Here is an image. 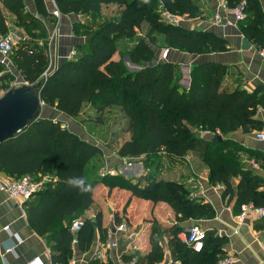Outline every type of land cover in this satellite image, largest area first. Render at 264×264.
<instances>
[{
	"label": "trees",
	"instance_id": "16d2710c",
	"mask_svg": "<svg viewBox=\"0 0 264 264\" xmlns=\"http://www.w3.org/2000/svg\"><path fill=\"white\" fill-rule=\"evenodd\" d=\"M239 1L224 0V4L230 8ZM32 2L42 19H54L43 0ZM0 4L14 16L13 25L25 32L13 43L10 53L13 69L23 83L31 84L43 78L39 89L42 105L70 118L77 116L85 103L95 111L117 105L127 118L130 135L118 146L117 157L135 159L149 154L148 157L155 158L165 151L180 158L186 151H196L206 166L208 182L222 186V199L233 196L231 180L237 178L234 213L246 203L264 209L263 180L244 166L240 154L244 153L248 159L252 157L262 170L264 157L228 137L235 130L249 132L262 126L255 117L257 109L264 107L260 86L246 89L236 85L226 90L222 81L228 65L220 62L191 65L187 86H181L178 83L181 73L172 61L166 59L130 72L119 59L112 58L117 52V41L131 38L141 23L147 24L145 35L152 44L160 34L166 46L182 52L226 51L227 40L208 30L161 21V10L187 18L201 17L202 10L195 0H54L58 15H92L105 4L120 8L116 16L100 23L72 22V34L83 37V41L76 43L72 55L53 68H48L47 34L41 19L26 11L21 0H0ZM242 15L236 23L240 34L249 43L262 47L263 11L259 0H244ZM7 31L0 10V35ZM135 48L127 54L132 63L139 64L142 56ZM1 67L0 64V90L4 91L10 87L8 80L12 76L2 72ZM205 131L208 133L204 134ZM212 135L221 138L213 140ZM100 154L97 145L79 138L61 122L44 117L0 142V172L9 178L28 175L40 182L38 189L23 202V208L31 229L43 236L54 264H68L72 239L69 224L80 219L89 207L92 186L97 182L107 187L114 224L122 221L128 205L134 210L143 198L149 207L157 202L169 205L176 221L213 216L210 203L192 197L184 183L163 180L155 173L137 178L114 173L88 179L84 167ZM158 161L159 157L157 166ZM73 179H82L89 190L73 186ZM256 222L264 223V218ZM93 226L99 240L104 241L108 230L100 227V213H96L93 222L81 219L80 229L75 233L79 250L87 249L92 242ZM151 226L148 251L143 255L138 250L124 252L123 263L134 259L133 264H156L165 248L179 264H217L224 255L221 236L206 232L203 247L195 252L178 239L177 233L182 230L179 223L165 230L168 234L165 247L161 230L154 223Z\"/></svg>",
	"mask_w": 264,
	"mask_h": 264
},
{
	"label": "crops",
	"instance_id": "0c3cea01",
	"mask_svg": "<svg viewBox=\"0 0 264 264\" xmlns=\"http://www.w3.org/2000/svg\"><path fill=\"white\" fill-rule=\"evenodd\" d=\"M23 8L35 17L42 19L35 11L32 0H21ZM199 4L202 15L201 17L189 19L184 21L183 25L186 28H196L201 30H208L225 40L228 43V49L222 52H214L204 54L202 56H194L189 53H181L173 51L168 60L176 63L179 69L183 67L191 66L192 63H200L204 61L220 62L228 65V72L224 76L222 86L226 90H231L234 86L239 85L246 89H253L256 86H260L264 93V45L262 47H256L249 43V47L245 50L240 48V41L242 35L237 29L236 24L228 26L216 24L213 21L214 13H218L222 18H230L229 14L225 13L218 6V0H195ZM47 12L52 13V9L49 7V2L43 0ZM263 11V38H264V0H259ZM0 10L5 17V13L8 14L9 20L6 22L9 26L14 21V16L9 13L1 4ZM80 14H65L58 15L57 24L58 36L55 39H50L49 42V63L50 67H55L61 61L69 57V53L72 47L76 43H81L83 37L74 36L71 31V24L74 21H81ZM49 30V27H47ZM50 36V31L48 32ZM264 40V39H263ZM14 70V69H13ZM182 72V71H181ZM15 79H18L19 83H23L20 75L14 70ZM181 81V80H180ZM182 82V81H181ZM185 84V83H181ZM41 113V109H40ZM62 114V113H60ZM58 115V112L53 113L49 107H45V111L41 117L49 118L63 122ZM256 118L262 122V126L259 129H251L249 132H242L240 130L232 131L228 134V137L239 142L241 145L247 148H251L254 152L261 154L264 157V141L257 140L254 133L257 131H264V107L258 108L256 111ZM65 123V122H63ZM61 125L69 131L76 134L81 138L73 129ZM83 139V138H82ZM125 141V140H124ZM123 142V141H122ZM121 142V143H122ZM120 143V144H121ZM118 144V146L120 145ZM117 146V147H118ZM99 147V146H98ZM101 149V147H99ZM185 155L180 158L167 159L169 163L167 165L159 166L156 164L151 169H144L140 164L139 171H129L123 175H130L129 178H137L147 173H155L159 178L163 180H171L175 182L184 183L190 195L194 198H200L210 203L213 208V216L211 218H199L196 223L199 224L204 233L210 232L213 235L221 236L224 238L222 244V251L224 253H231L235 256V264H264V223H257L259 218L255 216L243 217L241 220H237L234 213L233 201L235 194V187L237 178L234 177L231 180V186L233 190V196L229 198H221L222 186L219 184H210L207 180L206 166H203L202 171L196 172L194 169L187 167L186 172L182 175V167L179 164V159L183 162ZM102 158L103 166L111 167L112 162H117V155L114 159L113 156L105 155L103 149L101 154L94 157V160ZM92 160V159H90ZM87 162V164L90 162ZM86 164V165H87ZM84 167V170L86 168ZM110 165V166H109ZM139 165V164H138ZM184 165V162L182 163ZM171 166V167H170ZM244 166L250 167L255 173H258L263 180L264 189V170H262L258 162L252 157L246 158ZM106 167V168H107ZM125 167V166H124ZM132 168L136 166L130 165ZM170 167V168H169ZM116 171V170H115ZM136 175V176H135ZM98 176V175H97ZM97 176H92L88 179H94ZM0 177H7L0 172ZM92 201L89 207L84 211L83 218H88L92 222L95 219V214L100 213V227L111 230L109 238L115 242L114 247L100 248L99 254L94 256L95 243L99 240V233L96 226H93L92 242L85 250H79L76 242L71 241V254L68 258V264H123L121 255L124 252L131 250H138L140 254H145L149 249V235L148 230L151 226L152 219L142 223L145 226V230L140 233H119L113 229L112 220V203L107 198V187L102 183H95L92 186ZM142 205V200L139 201L138 206ZM148 201L144 203L141 209L138 211L135 209L134 214H127L129 221L137 214L147 216L151 213L155 217L156 225L161 230L162 243L166 242L168 237L165 231L175 221L173 220L174 213L172 209L164 202H157L153 206H148ZM149 209V212L147 209ZM132 209V207L130 208ZM131 210H128L130 212ZM186 221V220H185ZM179 223L181 231L177 233L180 236L182 231L192 223ZM262 225V226H260ZM3 226H7L8 230L2 229ZM127 231V230H126ZM20 240V242H16ZM164 245V244H163ZM165 247V246H164ZM8 249V250H7ZM179 264L178 260H173L170 256L168 249H164L161 261L156 264ZM0 264H54L50 259V253L48 246L43 236L36 234L29 223L27 222L23 204L18 206L14 199L10 198L5 192L0 190Z\"/></svg>",
	"mask_w": 264,
	"mask_h": 264
},
{
	"label": "rangeland",
	"instance_id": "374dc122",
	"mask_svg": "<svg viewBox=\"0 0 264 264\" xmlns=\"http://www.w3.org/2000/svg\"><path fill=\"white\" fill-rule=\"evenodd\" d=\"M47 1L49 2L50 9H52V11L55 10L54 5H53L54 0H47ZM119 8L120 7L116 6L115 4L100 5L98 11L92 13V15L90 14L89 15H78L81 19V21L79 22H89L92 24H96L98 22L100 23L105 19H109L113 16H116ZM4 15H5L4 17L5 21L7 22L10 16L6 13ZM51 15L54 17V19H51L50 21H48V19L46 18L41 19L43 24H45V29H46V34H47V37H46L47 45L46 46H47L48 60L50 59L49 52H48V49L50 46L49 45L50 39H55V37L58 36V28H59L58 27L59 25L57 24L58 16H55L52 13ZM160 19L161 21L166 22L162 17ZM189 19L192 20L194 18H187L185 16H181V21H179L177 24L184 26L183 25L184 21H187L186 23H188ZM47 27H49V30ZM147 27L148 26L146 23H141V26L139 27L138 30H136L135 34L131 38L126 39V40L117 41V52L114 53L112 58L116 60L119 59L121 63L125 66V68L130 72H134L139 68L152 65L155 62L163 61L166 59L168 60L169 55L173 51L187 53V52H182L175 48L166 46L162 42V36L160 34L156 35V42L154 44L150 43L147 35H145ZM49 31L51 34L50 36L48 35ZM7 33H9L13 37L14 43L18 38L25 35V32L21 28L14 26L13 23H11L8 26ZM133 46L136 47L135 50H139V52L137 53H139L142 56V60L139 64L132 63L127 54V51L134 48ZM163 50H166V56L165 58L160 59V54ZM189 54L194 55V56L197 55L199 57L204 55V54H193V53H189ZM193 64L194 63H192V65ZM189 67L190 66H188V71H189ZM178 69H179V66H178ZM1 71L11 74L12 78L8 80V83L10 84V86H17V85L22 84L18 82V79H15V75L13 74L14 73L13 66L10 61V56H9L8 65L7 66L2 65ZM179 71L181 73L180 80L182 82L179 80L178 83L180 84V82L181 83L186 82L185 84H182V86H185L188 82L186 71L185 69H182V70L179 69ZM2 91L3 90H0V94L2 93ZM45 107H46L45 105H41L40 117L45 111ZM50 109L51 108H49V110ZM51 111H53V113H56V111L53 109H51ZM58 115H60L59 117L63 119V122H65V123L61 122L64 126H67L68 128L73 129V131H75L84 140L89 141L101 147L105 155L107 154V156L108 155H110L111 157L113 156L114 159L116 158V150L118 148L117 147L118 144H120L124 140H128L130 136L129 131L127 130V118L123 115L120 107L117 105L106 107L102 111H95L89 103H85L82 106L79 113L77 114V116L75 117H72V118L65 117L63 114H60V113H58ZM184 155L185 156L182 159L184 162V165H182L183 162H181V160L179 159V164H181L180 166L182 167V170H183L182 175H184V173L186 172L187 167L190 169L191 168L194 169L196 172L202 171L204 163L200 160L198 153L196 151L189 150V151H186ZM148 156L149 154H146V155L143 154L142 158L139 157L135 159L117 157L116 158L117 162L115 161L112 162L111 166L115 168L116 170L115 174L122 175L124 177L129 178L130 175H123L129 172L126 168H124V166H130V165L136 166L137 169L135 171L137 172L140 170V164L144 167V169H151L152 166L155 164V162L158 160V157H159V161H158L159 165L160 163L162 165H167V163H169V160L167 159H170V158L174 159V157L170 156L168 152H165V151H163L158 157H155V158H152L153 156L151 157H148ZM91 159L92 160H90V162L86 165V168L84 170L85 176L87 178H91L92 176H97V175L100 176L101 174L100 171L107 167V166H103V162H101L102 160L101 157L98 160H94V157ZM240 160L242 162L246 160V155L244 153L240 154ZM145 163H146V166L143 165ZM145 202H147V199L143 198L142 205L137 206L136 207L137 209L136 208L135 209L138 211L139 207L141 208ZM128 207L125 209V212H124L125 216L123 217L121 221L122 223H124L125 228H127V231H125V233L126 232L140 233L144 231L145 226H143L142 223H145V221H149V219L150 220L152 219V223H156L155 217L152 215L151 210H150V213L147 214V216H143L140 213L135 215L134 217H132V220L130 222L127 217V214H130V215L132 213L134 214L135 209L133 210ZM143 208L144 207H142L141 209ZM128 210H131V211L128 212ZM82 215H84V212ZM81 219H83V217H80V220ZM173 220L175 221V223L176 222L177 223H184V222L187 223V221H189L188 223H196V220L193 221L190 219L180 222V221H176L175 218L173 217ZM151 227L152 226H149L148 235H150L151 233ZM163 244H164L163 245L164 247L165 246L164 240H163Z\"/></svg>",
	"mask_w": 264,
	"mask_h": 264
},
{
	"label": "built area",
	"instance_id": "2783aa9c",
	"mask_svg": "<svg viewBox=\"0 0 264 264\" xmlns=\"http://www.w3.org/2000/svg\"><path fill=\"white\" fill-rule=\"evenodd\" d=\"M54 8L55 4L53 3ZM244 5V0H240L235 6L227 8L224 4V0H218V6L221 8L225 13L229 14L230 18L224 17L222 18L218 13H214L213 15V21L216 24L221 25H234L242 19V7ZM52 14L55 16H58L56 9L52 11ZM160 16L167 22L172 24H177L179 21H181V16L171 14L165 10L160 11ZM13 37L9 33L1 34L0 35V64L7 66L9 62V56L13 48ZM72 55V50L69 53V57ZM166 56V50H163L160 54V59L165 58ZM48 68L50 67V63L48 60ZM53 68V67H52ZM186 71V75L188 77V68L183 67ZM186 83V82H185ZM187 86V84L185 85ZM204 134H207L208 132H203ZM254 136L257 140L264 141V131H257L254 133ZM116 171L111 168L107 167L100 171V176H103L105 174H114ZM39 183L37 181H34L31 179L28 175H22L18 178H9V177H0V190L5 192L10 198L14 199L16 204L18 206H22L23 202L27 199H29L32 194L38 189ZM247 216H255L257 218H264V209L262 207H256L252 205L251 203L242 204L239 208V212L236 215L237 220H241L243 217ZM81 226V220L80 219H74L69 224V230L72 233V242H76L75 233L80 229ZM3 230L7 231V226L2 227ZM114 231H117L119 233H125L126 228L124 226V223L120 222L118 224L113 225ZM113 233L108 231L104 241H97L95 243V252L94 256L99 254L100 248H110L114 247L116 244L114 241H111L109 236ZM178 239L188 245L193 251L198 252L203 247V241L205 239V233L203 228L197 224L192 223L188 227L182 231L180 236H177ZM17 243L20 242V240L17 239ZM8 250V249H7ZM235 256L231 253H224L222 257H220L217 260V264H235ZM134 259L123 263V264H133ZM171 264H175V262H172Z\"/></svg>",
	"mask_w": 264,
	"mask_h": 264
},
{
	"label": "water",
	"instance_id": "95a60500",
	"mask_svg": "<svg viewBox=\"0 0 264 264\" xmlns=\"http://www.w3.org/2000/svg\"><path fill=\"white\" fill-rule=\"evenodd\" d=\"M249 42L241 38L240 48L245 50ZM43 78L34 83L10 86L0 94V142L8 139L40 117L42 102L39 89ZM219 135L211 139L220 140Z\"/></svg>",
	"mask_w": 264,
	"mask_h": 264
},
{
	"label": "clouds",
	"instance_id": "9594fccd",
	"mask_svg": "<svg viewBox=\"0 0 264 264\" xmlns=\"http://www.w3.org/2000/svg\"><path fill=\"white\" fill-rule=\"evenodd\" d=\"M73 186L79 187L82 191H88V187L84 186V181L82 179H73L71 181Z\"/></svg>",
	"mask_w": 264,
	"mask_h": 264
},
{
	"label": "bare ground",
	"instance_id": "6f19581e",
	"mask_svg": "<svg viewBox=\"0 0 264 264\" xmlns=\"http://www.w3.org/2000/svg\"><path fill=\"white\" fill-rule=\"evenodd\" d=\"M124 168H126L128 171H133V170H136V168H132V167H130V166H125Z\"/></svg>",
	"mask_w": 264,
	"mask_h": 264
}]
</instances>
